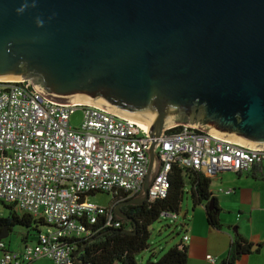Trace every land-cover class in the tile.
Instances as JSON below:
<instances>
[{
  "label": "water",
  "instance_id": "1",
  "mask_svg": "<svg viewBox=\"0 0 264 264\" xmlns=\"http://www.w3.org/2000/svg\"><path fill=\"white\" fill-rule=\"evenodd\" d=\"M29 78L51 102L156 132L140 194L113 209L130 220L121 207L148 200L164 129L264 149V0H0V81Z\"/></svg>",
  "mask_w": 264,
  "mask_h": 264
},
{
  "label": "built area",
  "instance_id": "2",
  "mask_svg": "<svg viewBox=\"0 0 264 264\" xmlns=\"http://www.w3.org/2000/svg\"><path fill=\"white\" fill-rule=\"evenodd\" d=\"M31 80L0 81V202L42 218L46 225L18 249L0 239V264H30L40 258L65 264L72 251L66 240L83 233L85 223L94 224L102 215L106 224L120 226L111 221L113 209L140 194L154 137L138 123L100 108L51 102L34 90ZM76 111L81 121L74 127L70 120ZM155 152L159 165L148 200L166 196L173 164L211 178L225 170L247 172L264 162V149L183 124L164 129ZM96 191L125 196L105 207L88 199ZM161 216L178 214L163 211ZM180 222L184 229L185 221ZM181 240H188L187 232ZM206 258L217 262L211 254Z\"/></svg>",
  "mask_w": 264,
  "mask_h": 264
},
{
  "label": "trees",
  "instance_id": "3",
  "mask_svg": "<svg viewBox=\"0 0 264 264\" xmlns=\"http://www.w3.org/2000/svg\"><path fill=\"white\" fill-rule=\"evenodd\" d=\"M179 129L180 126L175 127ZM264 176V169L259 165L252 167ZM169 188L165 197L146 200L141 205H122V211L130 220L112 217V223L119 221L120 226L106 224L107 217L99 216L94 224L87 225L86 230L79 236L66 240L72 246L71 258L65 264H138L136 254L149 248V227L157 221L163 211L178 214L181 208L186 186H188L193 206L205 203L213 197V208L206 207L208 223L214 227H221L219 219L220 208L217 200L210 191V177L195 170H184L173 164L168 176ZM92 192L89 194L94 195ZM106 193V192H105ZM122 196L125 194L122 193ZM122 196H114L119 200ZM9 209L7 215L0 212V233L6 228L10 233L15 226H22L26 231L21 236V243L34 241L46 223L42 218H34L26 211L18 216L12 204L0 202ZM261 244H253L237 231L234 234L228 256L218 264H235V261L245 253L257 251ZM10 247V246H9ZM188 249L186 243L180 240L170 247L157 260L149 258L144 264H186Z\"/></svg>",
  "mask_w": 264,
  "mask_h": 264
},
{
  "label": "crops",
  "instance_id": "4",
  "mask_svg": "<svg viewBox=\"0 0 264 264\" xmlns=\"http://www.w3.org/2000/svg\"><path fill=\"white\" fill-rule=\"evenodd\" d=\"M261 166L264 169V162ZM210 179V191L220 208L222 226L208 223L205 203L192 206L191 211L186 207L183 214V233L188 234L186 264H213L206 258L207 254L215 256L218 264L228 256L236 231L261 246L257 251L242 254L235 264H264V176L252 169L247 172L228 170ZM226 189L231 191L226 193Z\"/></svg>",
  "mask_w": 264,
  "mask_h": 264
},
{
  "label": "rangeland",
  "instance_id": "5",
  "mask_svg": "<svg viewBox=\"0 0 264 264\" xmlns=\"http://www.w3.org/2000/svg\"><path fill=\"white\" fill-rule=\"evenodd\" d=\"M71 125L74 127L79 126L81 121V112L76 111L71 117ZM140 136H143L139 132ZM186 192L181 203L180 211L178 212V217L170 216H160V218L155 221L150 227V237H149V248L136 254V261L138 264H144L149 258L152 260H157L164 252H166L170 247L177 244L183 235L184 229L180 224L183 220V214L188 206L191 211L193 206L192 198L188 192V186L185 187ZM88 199L95 204L100 206L110 207L115 198L111 193L97 192L94 195H90ZM9 209L5 208L3 204L0 203V212L7 215ZM15 212L20 216L22 212L20 209L15 208ZM26 231L25 227L15 226L13 230L4 238L6 244H8L12 249H15L21 244V236ZM30 264H50V262L45 258H40L35 260Z\"/></svg>",
  "mask_w": 264,
  "mask_h": 264
},
{
  "label": "bare ground",
  "instance_id": "6",
  "mask_svg": "<svg viewBox=\"0 0 264 264\" xmlns=\"http://www.w3.org/2000/svg\"><path fill=\"white\" fill-rule=\"evenodd\" d=\"M140 125V124H139ZM141 127H143L145 130H146V132H148V134L151 136V137H154L155 136V133L156 132H153V133H151L149 130H147L144 126H142V125H140Z\"/></svg>",
  "mask_w": 264,
  "mask_h": 264
},
{
  "label": "flooded vegetation",
  "instance_id": "7",
  "mask_svg": "<svg viewBox=\"0 0 264 264\" xmlns=\"http://www.w3.org/2000/svg\"><path fill=\"white\" fill-rule=\"evenodd\" d=\"M126 200H128V199H125L124 201H126ZM120 202H123V201H120ZM119 203V202H118Z\"/></svg>",
  "mask_w": 264,
  "mask_h": 264
}]
</instances>
